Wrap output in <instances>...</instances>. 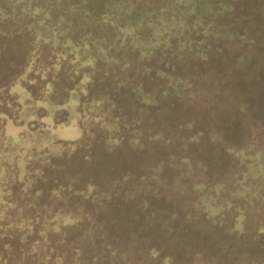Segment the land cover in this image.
<instances>
[{"label": "trees", "instance_id": "1", "mask_svg": "<svg viewBox=\"0 0 264 264\" xmlns=\"http://www.w3.org/2000/svg\"><path fill=\"white\" fill-rule=\"evenodd\" d=\"M233 12L234 7L226 0H158L155 4L150 0H0V54L6 48H13L17 52L14 72L11 75L1 74L0 77V166L5 177L0 185L1 214L2 206L6 208L12 203L9 194L14 192L17 195L13 199L15 207L7 209L14 212L9 215L6 210L0 216L1 240L6 241L7 237L14 240L13 243H2L0 264H9L11 260L14 261L10 264L221 263L217 258L212 259L200 252H195L189 260L182 262L157 246H143L138 250L131 244L123 245L117 240L115 225L103 223V210L84 208L68 211L63 203L67 198L52 195L54 187H63L68 182L60 184L48 180L46 176L49 168L55 165L54 159L60 155L58 150L53 151L54 148L76 151L89 139H85L89 135L85 129L82 141L77 140L81 129L68 124L67 109L76 105L81 109L79 113H85L86 103L90 106L94 104V146L107 149L127 143L129 147L140 150L152 141L162 142L165 146L172 144L171 147L176 144V156L167 158L174 175L187 180L191 172H197L198 163L189 159L186 151L198 138L200 140L201 134L193 132L190 124H181L174 129L162 121L156 126L159 134L154 133L158 137L152 136L143 124L144 115L141 112L126 114L111 94L89 97L91 82L87 74L74 81L63 100L58 98V83L72 64L77 71L95 67L97 63L118 66L126 54H135L139 61H145L161 50L189 49L195 57L205 59V41L195 37H221L222 29L227 30L222 19L230 18ZM234 35L235 32L230 31L228 39ZM84 77H88L85 84ZM169 82L171 89L167 94L173 96L191 87L188 78ZM16 84L27 93L25 100L12 91ZM131 93L135 102L145 109L157 104L156 96L142 85L133 88ZM87 97L94 99V103L85 100ZM27 105L32 109L29 114L25 110ZM40 108L48 109V112L42 110L45 113L37 114L34 109ZM65 111L68 112L65 118H57ZM47 117L52 119L50 123L45 122ZM8 121L21 127L15 137L7 134ZM58 127H69L75 133L72 138L53 144L52 150L44 144L42 146L45 148L40 150L24 149L25 136H40L49 133V130L55 134ZM177 131L182 135L179 136ZM45 137L42 142H50ZM17 145L19 149L15 147ZM16 150L18 158L14 154ZM11 152L15 158L10 157ZM236 157L244 161L250 156L240 152ZM255 159L258 161L259 155ZM155 168L160 170L163 166L158 164L150 171ZM243 175L252 180H264L262 163H251ZM43 181L51 188L49 192L44 193L37 187ZM101 183L96 181L89 185L94 186V194L91 195L94 205L102 208V200L113 198L118 183L105 184L107 192L103 193L100 191L103 188ZM56 184L59 185L54 186ZM221 185L201 183L193 186L198 196L194 211H199L198 214L212 226L230 228L237 236L240 231L243 237L249 222L244 214L234 217L230 225H218L231 206L223 198ZM242 189L235 196L246 199L245 193L250 188L243 186ZM86 201L88 206L91 205L90 201ZM10 229L14 230L13 236L7 232ZM261 233L258 230V234ZM9 254L13 257H8ZM254 258L240 257L232 263L257 264Z\"/></svg>", "mask_w": 264, "mask_h": 264}, {"label": "rangeland", "instance_id": "2", "mask_svg": "<svg viewBox=\"0 0 264 264\" xmlns=\"http://www.w3.org/2000/svg\"><path fill=\"white\" fill-rule=\"evenodd\" d=\"M150 1L153 4L158 2ZM226 2L234 7V12L230 18L222 19L227 30L222 29L221 37H195L205 41V59L195 57L189 49L161 50L145 61H139L135 54H126L118 66L97 63L95 67L77 71L72 64L58 83V98L63 100L74 81L87 74L91 82L89 97L111 94L126 114L141 112L143 124L152 136L158 137L160 131L156 126L162 121L174 129L181 124H190L193 132L201 134L200 140L198 138L186 151V156L198 163L197 172H191L187 180L174 175L167 158L176 156V144L171 147L172 144L165 146L162 142L152 141L140 150L127 143L107 149L94 146V104L86 103L85 113H79L81 109L76 105L67 109L68 124L81 129L77 140L82 141L85 129L89 132L85 139H89L76 151L54 148L53 151L58 150L60 155L54 159L55 165L49 168L46 178L60 184L68 182L52 191V195L67 198L63 203L68 211L103 210V223L115 225L117 240L123 245L131 244L138 250L143 246H157L182 262L200 252L212 259L217 258L220 264H233L245 256H253L257 264H264V180H252L243 175L251 163H262L264 168V0ZM230 31L236 35L228 39ZM3 52L0 54V77L1 74L11 75L17 64V52L13 48H6ZM177 78H188L191 87L178 96L167 94L171 89L169 81ZM87 80L88 77H84V84ZM138 85L156 96L154 107L145 109L135 102L131 91ZM12 91L25 100L27 93L19 84L14 85ZM89 97L85 100L94 103ZM25 110L29 114L32 109L27 105ZM34 110L37 114L48 112V109ZM68 112L60 113L57 118H65ZM24 120L26 122L25 117ZM51 120L47 117L45 122ZM151 120L154 121L151 123ZM19 128L7 122L6 131L11 138L18 134ZM73 133L75 131L69 127H58L56 135L49 130L44 135L25 136V145H22L26 146L24 149L34 151L47 145L52 150L53 144L72 138ZM177 134L182 135L179 131ZM43 137L50 142H42ZM15 147L19 149L18 145ZM17 151L14 153L16 158ZM240 152L251 158L240 161L236 157ZM14 154L11 152L10 157L15 158ZM258 155L260 159L257 161ZM158 164L163 168L150 171ZM1 169L0 166V185L5 179ZM96 181L102 182V193L107 192L105 184L118 183L113 198L102 200V208L96 207L94 198L91 199L94 194L91 185ZM201 183L222 184L223 198L231 204L218 225L232 224L237 215L248 217V230L243 237L240 231L237 236L230 228L212 226L198 214L199 211H194L198 196L193 186ZM243 186L250 188L245 193L246 199L235 196ZM37 187L44 193L51 189L44 181ZM15 197L14 192L9 194L13 205L10 203L6 208L3 205L0 216L15 207ZM86 200L91 205L88 206ZM13 212L7 210L9 215ZM258 230L262 233L258 234ZM13 231L7 232L13 236ZM13 241L8 237L6 241L0 238V252L2 243ZM8 257L13 256L9 254Z\"/></svg>", "mask_w": 264, "mask_h": 264}]
</instances>
